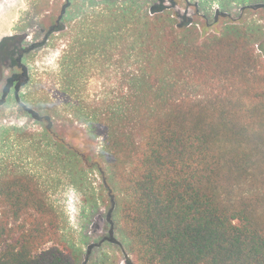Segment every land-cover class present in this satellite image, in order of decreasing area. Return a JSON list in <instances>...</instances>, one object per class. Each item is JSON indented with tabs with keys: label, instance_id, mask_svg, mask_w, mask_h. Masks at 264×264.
I'll use <instances>...</instances> for the list:
<instances>
[{
	"label": "trees",
	"instance_id": "16d2710c",
	"mask_svg": "<svg viewBox=\"0 0 264 264\" xmlns=\"http://www.w3.org/2000/svg\"><path fill=\"white\" fill-rule=\"evenodd\" d=\"M86 1L66 0L41 43L13 51L19 36L0 43V56L23 59L54 34L67 37L50 83L101 142L92 164L60 135L66 119L56 105L10 88L42 127L14 128L15 141L43 160L50 180L0 164V264H80L50 191L59 177L82 189L91 165L106 169L120 195L119 231L133 264H264V26L239 20L202 37L144 0ZM93 78L112 80L113 90L89 104Z\"/></svg>",
	"mask_w": 264,
	"mask_h": 264
},
{
	"label": "rangeland",
	"instance_id": "374dc122",
	"mask_svg": "<svg viewBox=\"0 0 264 264\" xmlns=\"http://www.w3.org/2000/svg\"><path fill=\"white\" fill-rule=\"evenodd\" d=\"M81 1L75 0V4ZM90 1L87 0L86 4L89 5ZM144 1L148 9L170 14L178 29L195 26L202 37L220 34L225 26L239 20L264 26L262 0ZM65 3L66 0H0V43L5 38L19 36L22 41L11 43L12 51L41 43L51 25L58 23ZM52 37L24 57L19 69L12 67L17 54L0 56V164L21 163L41 174V180L48 183L50 178L43 171V160L27 151L28 144L18 145L14 137V128L24 127L29 133H36L42 131V127L20 110L14 100L15 90L9 87L18 86L20 99L29 96L40 104L45 103L48 109H51L50 105H56L60 120L66 119L57 124L60 135L84 151L90 163L99 160L101 146L99 140L89 139L85 127L75 122L62 107L61 99L56 96L57 87L50 83L52 75L57 73L58 62L68 39L58 33ZM14 74L18 81L14 82ZM27 77L30 79L28 87L24 83ZM84 89L89 104L98 102L113 90L112 80L103 82L102 79L93 78ZM59 178L54 180L56 185L50 191V202L59 216L61 237L78 249L80 264H133L119 231L117 206L120 195L110 183L106 169L102 165L98 168L91 165L82 189L69 186Z\"/></svg>",
	"mask_w": 264,
	"mask_h": 264
},
{
	"label": "flooded vegetation",
	"instance_id": "af4514ba",
	"mask_svg": "<svg viewBox=\"0 0 264 264\" xmlns=\"http://www.w3.org/2000/svg\"><path fill=\"white\" fill-rule=\"evenodd\" d=\"M24 52H22V53H20V54H18V56H17V59H16V62H14L13 63V68H15V69H18V68H20V67H22V65H21V61H22V57H23V54ZM15 81H17V78L15 79ZM11 87H9V89H10Z\"/></svg>",
	"mask_w": 264,
	"mask_h": 264
}]
</instances>
